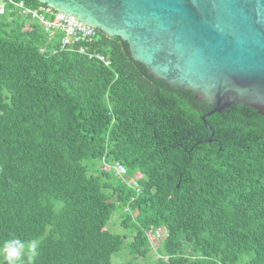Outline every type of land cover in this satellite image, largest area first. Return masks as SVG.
Returning <instances> with one entry per match:
<instances>
[{
    "label": "trees",
    "instance_id": "obj_1",
    "mask_svg": "<svg viewBox=\"0 0 264 264\" xmlns=\"http://www.w3.org/2000/svg\"><path fill=\"white\" fill-rule=\"evenodd\" d=\"M59 43L0 15V245L39 240L23 264H113L127 237L104 228L119 211L133 238L118 264L148 259L159 228L151 264H264V115L213 114L199 144L213 106L154 78L120 37L83 45L110 66Z\"/></svg>",
    "mask_w": 264,
    "mask_h": 264
},
{
    "label": "water",
    "instance_id": "obj_2",
    "mask_svg": "<svg viewBox=\"0 0 264 264\" xmlns=\"http://www.w3.org/2000/svg\"><path fill=\"white\" fill-rule=\"evenodd\" d=\"M110 37L171 87L213 106L264 115V0H37Z\"/></svg>",
    "mask_w": 264,
    "mask_h": 264
},
{
    "label": "built area",
    "instance_id": "obj_3",
    "mask_svg": "<svg viewBox=\"0 0 264 264\" xmlns=\"http://www.w3.org/2000/svg\"><path fill=\"white\" fill-rule=\"evenodd\" d=\"M18 12L22 16L29 17L30 22L48 35L49 39L55 36L60 37L59 48L64 51H74L88 56L90 59H97L106 66H110L111 62L101 54L88 52L83 45H90L99 36V31L74 17L58 12L50 7L39 6L30 8L23 1L0 0V15L5 13ZM110 170L114 171L115 176L124 179L128 170L120 163L110 166ZM129 186H136V180L131 178L128 182ZM139 191V188L138 190ZM148 240L152 247L163 239L164 233L162 229H156L147 233Z\"/></svg>",
    "mask_w": 264,
    "mask_h": 264
},
{
    "label": "clouds",
    "instance_id": "obj_4",
    "mask_svg": "<svg viewBox=\"0 0 264 264\" xmlns=\"http://www.w3.org/2000/svg\"><path fill=\"white\" fill-rule=\"evenodd\" d=\"M159 229H162L164 236L167 235L165 229ZM39 246L40 242L37 239L26 241L20 237H11L0 245V251L4 254L6 264H23L25 254L35 256L38 253Z\"/></svg>",
    "mask_w": 264,
    "mask_h": 264
},
{
    "label": "rangeland",
    "instance_id": "obj_5",
    "mask_svg": "<svg viewBox=\"0 0 264 264\" xmlns=\"http://www.w3.org/2000/svg\"><path fill=\"white\" fill-rule=\"evenodd\" d=\"M121 212L117 211L112 215V218L105 226L104 230L109 231L115 235H121L126 236L127 240L125 241L124 248L121 252L113 256V264L118 263H126L128 261H131V256L128 254V244L133 238V234L127 232L122 228L121 226ZM159 246V243L156 245V247H152L151 253L148 257V259H138L134 264H151L152 261H155L159 256L157 255V248ZM119 260V261H118Z\"/></svg>",
    "mask_w": 264,
    "mask_h": 264
}]
</instances>
